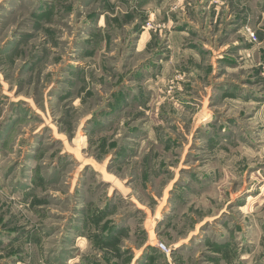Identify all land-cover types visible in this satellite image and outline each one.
<instances>
[{
	"label": "rangeland",
	"instance_id": "374dc122",
	"mask_svg": "<svg viewBox=\"0 0 264 264\" xmlns=\"http://www.w3.org/2000/svg\"><path fill=\"white\" fill-rule=\"evenodd\" d=\"M0 264H264V0H0Z\"/></svg>",
	"mask_w": 264,
	"mask_h": 264
}]
</instances>
